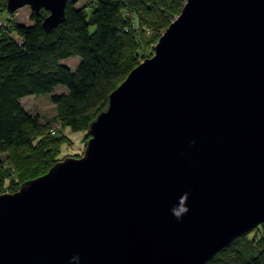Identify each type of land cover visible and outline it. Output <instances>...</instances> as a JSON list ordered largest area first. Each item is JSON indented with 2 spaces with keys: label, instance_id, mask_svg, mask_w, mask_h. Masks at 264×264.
I'll return each instance as SVG.
<instances>
[{
  "label": "water",
  "instance_id": "water-1",
  "mask_svg": "<svg viewBox=\"0 0 264 264\" xmlns=\"http://www.w3.org/2000/svg\"><path fill=\"white\" fill-rule=\"evenodd\" d=\"M68 1L7 9L44 10L51 31ZM88 134L80 158L0 194V264H206L258 228L264 0H186Z\"/></svg>",
  "mask_w": 264,
  "mask_h": 264
},
{
  "label": "trees",
  "instance_id": "trees-1",
  "mask_svg": "<svg viewBox=\"0 0 264 264\" xmlns=\"http://www.w3.org/2000/svg\"><path fill=\"white\" fill-rule=\"evenodd\" d=\"M79 1H68L65 21L51 31L43 27L48 16L44 10L32 13L29 26L13 19L0 26V194L14 193L13 186L19 189L46 174L60 161L61 147L69 139L61 132L51 135L50 129L45 133L39 118L21 100L50 96L56 124L65 123L72 132L88 131L110 94L140 64L138 49L149 29L154 30L153 40L158 38L186 3L85 0L87 5L78 8ZM3 14L13 15L8 13L7 0H0ZM75 57L80 59L75 70L62 64ZM60 86L66 93L53 94ZM8 180L10 192H4ZM206 264H264V223L236 238Z\"/></svg>",
  "mask_w": 264,
  "mask_h": 264
},
{
  "label": "rangeland",
  "instance_id": "rangeland-1",
  "mask_svg": "<svg viewBox=\"0 0 264 264\" xmlns=\"http://www.w3.org/2000/svg\"><path fill=\"white\" fill-rule=\"evenodd\" d=\"M89 1V0H88ZM91 1V0H90ZM85 0H80L77 4V7H82L85 4ZM87 3V2H86ZM31 15L32 11L29 7H24L16 11L11 18L9 16L3 14L0 15V26H4L7 23V19H13L16 24L20 25H31ZM177 18L174 17V20ZM173 20V21H174ZM172 21V22H173ZM171 22V23H172ZM150 31L147 32L145 40H143V46L138 49V55L137 58L140 60V63H142L145 59L151 58L154 55V47L157 45L160 36L164 33V29H161L159 31V37L155 38L153 40V35L155 34L153 29H149ZM80 62V59L78 57L70 58L68 60H64L62 64L64 66L69 67L72 70H75L77 68L78 63ZM66 93V89L62 86L58 87L53 94H61ZM21 103L23 107L33 116H37L39 118V122L41 127L43 128V131L45 133H48L50 129L51 130L58 126L62 125L61 134L68 137L67 143L63 144L61 147V154L59 156L60 161L63 160L66 157H75L80 158L85 150L86 143L89 140V134L88 131H79V132H72L69 126L65 123H57L56 120V110L54 105L50 101V96H41V97H35V96H29L26 98H23L21 100ZM54 125V126H53ZM52 135V134H51ZM6 155H2L1 159L3 162H6ZM11 180H8L4 188V192H10L9 186H10ZM13 189L18 191L17 186H13ZM3 194V193H2ZM255 230V229H254ZM253 231V230H252ZM256 233L251 234V238L255 237Z\"/></svg>",
  "mask_w": 264,
  "mask_h": 264
},
{
  "label": "clouds",
  "instance_id": "clouds-1",
  "mask_svg": "<svg viewBox=\"0 0 264 264\" xmlns=\"http://www.w3.org/2000/svg\"><path fill=\"white\" fill-rule=\"evenodd\" d=\"M186 197H187V194L185 193V194H184V197L181 199V204H183V200L186 199ZM187 211H188V209H187L186 207H181L179 211L177 210L176 207H174V208L172 209V213H173V215L176 216L177 218L180 217L181 212H185V213H186Z\"/></svg>",
  "mask_w": 264,
  "mask_h": 264
},
{
  "label": "built area",
  "instance_id": "built-area-1",
  "mask_svg": "<svg viewBox=\"0 0 264 264\" xmlns=\"http://www.w3.org/2000/svg\"><path fill=\"white\" fill-rule=\"evenodd\" d=\"M62 129V126L61 125H58L56 127H54L52 130H51V134L52 135H57Z\"/></svg>",
  "mask_w": 264,
  "mask_h": 264
}]
</instances>
